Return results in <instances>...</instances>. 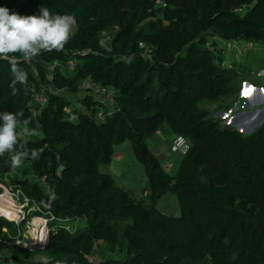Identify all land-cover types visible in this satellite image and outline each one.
I'll return each mask as SVG.
<instances>
[{
  "label": "trees",
  "instance_id": "obj_1",
  "mask_svg": "<svg viewBox=\"0 0 264 264\" xmlns=\"http://www.w3.org/2000/svg\"><path fill=\"white\" fill-rule=\"evenodd\" d=\"M123 1L24 0L14 11L26 16L44 6L53 14H72L77 27L61 51L43 52L27 63L14 54L28 72L27 86L17 85V95L8 86L10 64L0 58V112L22 110L31 117L30 127L40 133L26 138L27 147L37 155L25 160L48 181L45 186L40 178L12 180L22 200L27 197L36 207L19 225L0 215L4 259L11 256L20 264H264L263 230L252 208L264 204V123L245 134L195 108L201 97L235 93L251 72L246 61L232 59L226 67L223 55L214 60L202 32L264 45V0H164L166 24L151 18L154 0H127V8L118 11ZM109 26L117 29L107 49L99 33ZM186 46L195 55H176ZM74 51L73 70L58 64L49 71L42 62H65ZM84 78L115 90V108L103 120L96 116L98 101L91 94L82 96L91 112L69 109V93L81 92ZM33 81L49 85L48 101L38 113L30 104ZM164 122L190 139L184 156L194 164L191 172L171 173L150 147L148 138ZM127 138L152 192L171 188L178 193L179 215L137 198L100 169L111 162L115 143ZM210 156L217 170L203 178L201 167ZM11 169L6 153L0 157V174ZM31 214L49 217L43 247L17 241ZM79 217L87 223L72 230L71 222ZM117 240L126 243L125 255H99L104 242Z\"/></svg>",
  "mask_w": 264,
  "mask_h": 264
},
{
  "label": "rangeland",
  "instance_id": "obj_2",
  "mask_svg": "<svg viewBox=\"0 0 264 264\" xmlns=\"http://www.w3.org/2000/svg\"><path fill=\"white\" fill-rule=\"evenodd\" d=\"M163 1L164 0H154L153 5H151V18L155 20L159 19L166 24L167 20L165 19L163 9L161 7ZM146 2H150V0H137V3L145 4ZM127 4L128 1L124 0L117 6V10L122 11L126 9ZM69 15L73 16L72 14ZM116 29V26L104 28L99 33V39L110 36L107 44L112 46V35ZM75 30L76 28H74L73 32ZM206 31L207 29H204V32H202V34H207L208 36V42L205 43V48L210 50L211 53L214 52L212 54L214 56V60L216 61L217 59L215 55H223L225 57L222 61L223 66H232L229 64L230 61L232 59H236L238 61L248 62L251 67L250 69L254 70L256 73H258V71L260 72L261 68H264V45H252L251 42L245 39H223L217 34H209L206 33ZM189 32L190 31H188V33ZM196 41L197 39H193L192 42ZM176 51V55H195L194 52L189 50L188 46ZM197 57L203 58V55H197ZM57 59L58 58L53 61L44 59L42 62L49 71H52L54 67L58 65L57 63L59 59ZM208 62L209 61H207V64ZM203 64L207 66L206 63L203 62ZM61 66L64 68V64H61ZM66 69L69 70L68 68ZM250 74L251 72L246 77H251ZM243 81L241 83V88L235 93H225L213 99L201 97L195 102V108L203 110L208 116L218 119L219 123L223 126L236 127L245 134L255 131L261 124L264 123V87L255 89L252 84H244ZM262 85H264V83ZM48 86L49 85H46L45 87L48 88ZM234 87H236V83L234 84ZM70 96L72 99V105L69 109L79 106L81 110H89V112H91L92 108L88 109V106L82 103V96H79L77 93L71 94ZM96 116L101 120L105 118L101 112V108L97 109ZM39 133L40 132L38 130V134ZM175 135L176 134L171 131L168 124L164 122L148 138V142L153 151L161 159L165 168L173 174L181 175L183 173L191 172L194 168V164L187 156L182 155L180 152H174L171 150L170 145ZM188 140L190 141L189 138ZM100 169L102 171L110 172L117 185L127 188L137 198L146 202H153L160 209L170 214H180L181 209L179 205L178 193L176 191L170 188L158 195L152 192L148 176L145 171V166L136 156L131 139L127 138L123 142L115 143L111 162L101 163ZM216 170L217 169L214 167V159L211 157L209 158L208 163L201 167V177L206 178L209 173ZM39 178L40 177L33 171L32 163L29 160H24L19 168H13L9 172L0 174V197H2L0 199L4 200V202L10 203L11 205L20 202L21 199L19 200V197L21 196V189L15 188L12 184V180L23 179L33 183V181ZM13 191H16L19 196L12 194ZM0 206H3V204H0ZM252 208L255 212V219L261 226L264 235V204L253 206ZM10 213H12V215L15 214L13 211ZM36 219H39L40 221L38 222ZM28 220L22 231L27 230L28 223L33 224L30 227V232L31 237H33L34 240L36 238L35 235L40 230V226L45 222V218L44 216L31 214V217ZM86 223L87 221L84 217H79L71 222L70 228L72 230H76L78 227ZM34 241H37V239ZM126 250V243L124 242L118 240L116 242H104L99 250V255H125Z\"/></svg>",
  "mask_w": 264,
  "mask_h": 264
},
{
  "label": "clouds",
  "instance_id": "obj_3",
  "mask_svg": "<svg viewBox=\"0 0 264 264\" xmlns=\"http://www.w3.org/2000/svg\"><path fill=\"white\" fill-rule=\"evenodd\" d=\"M76 27L74 16L53 14L44 6L26 16L0 6V58L10 64L12 79L8 86L12 95L18 94L17 85L26 88L28 83V72L18 66L14 54L19 53L27 63L43 52L61 51ZM30 123L31 117H25L22 110L0 112V157L7 153L13 168H19L29 155H37L27 147L26 138L38 135Z\"/></svg>",
  "mask_w": 264,
  "mask_h": 264
},
{
  "label": "built area",
  "instance_id": "obj_4",
  "mask_svg": "<svg viewBox=\"0 0 264 264\" xmlns=\"http://www.w3.org/2000/svg\"><path fill=\"white\" fill-rule=\"evenodd\" d=\"M23 1L24 0H0V6H6L10 10L16 11L17 8L23 3ZM140 44H141V46H145V43L142 41L140 42ZM75 54H76V52L74 51L72 56L65 62L61 61L60 59L59 60L57 59L58 60L57 64H59V65L64 64V68H68L69 70H73L77 66V63H78V58ZM145 55L147 58H152V53L150 51H147ZM127 57L128 56H126V58ZM34 71H35L34 73L36 75H38L37 68H35ZM46 90H47V87L39 86L35 81H33L30 84V95H31L30 104H31L35 113L40 112L41 108L48 101V95H47ZM80 91L82 93L84 92L86 94H91L92 96L97 98L98 102L100 101L103 103V107H105V108L101 112L104 116H105L106 112L111 113L114 110V108H115V106H114L115 105V90L112 87L105 85L104 83H102L100 81L94 80L93 78H84L80 84ZM71 116L73 118H76L77 115H76V113H72ZM190 145H191V143L185 135L176 134L175 137L173 138L170 146H171L172 151L180 152L182 155H184L188 152ZM40 181L43 185H45V186L48 185V181L46 179V176L40 177ZM16 190H18V189H16ZM12 194H16L19 196V194L16 193V191L15 192L13 191ZM20 199H19L20 200L19 205L16 206V208H15L17 211L15 216L12 217V216L8 215L7 209L5 212L0 211V215H3L5 217H7L8 219L13 220L16 224H19L20 222H22L26 218L27 213L30 210H32L33 208H35L36 206H34V205L30 206L29 205V199L27 197H25L22 200V198L20 196ZM3 205L6 207H10V205H6V204H3ZM44 218H45V222L40 226V230H39V233L42 232L43 230L45 231V235H44L43 240L38 241L42 244V246H40V247H43L46 245L47 240H48L49 231H50L49 217L44 216ZM31 225H33V224H30V223L27 224V230L26 231H30ZM26 231H22V236L21 235L17 236L18 242L22 243L24 240H30L26 236ZM3 264H20V263L16 262L10 256V257H8V259H4Z\"/></svg>",
  "mask_w": 264,
  "mask_h": 264
},
{
  "label": "crops",
  "instance_id": "obj_5",
  "mask_svg": "<svg viewBox=\"0 0 264 264\" xmlns=\"http://www.w3.org/2000/svg\"><path fill=\"white\" fill-rule=\"evenodd\" d=\"M250 75H251V77H249V78L245 77L243 79L244 80L243 81L244 84L250 83V84L253 85V87L255 89H258L260 87H264V85H262L264 83V68H261L260 72L258 71V73H256L254 70L251 69V74ZM244 84H243V86H244ZM243 86H242V88H243ZM76 93L79 96H83L85 94L84 92L83 93L82 92H76ZM71 94H75V93H69V95H71ZM94 98L97 100L96 97H94ZM95 105L98 106V109L102 108L101 111H103V109L105 108V107H103V103L100 102V101L98 103H96ZM0 198H2V197H0ZM19 199H20V197H19ZM0 204H6V205L8 204V205H10V207H15L16 208V206L19 205V202L18 203H14L13 205H11L10 203L4 202V200L0 199ZM31 238L33 239V237H31ZM3 263H4L3 253L0 251V264H3Z\"/></svg>",
  "mask_w": 264,
  "mask_h": 264
},
{
  "label": "water",
  "instance_id": "obj_6",
  "mask_svg": "<svg viewBox=\"0 0 264 264\" xmlns=\"http://www.w3.org/2000/svg\"><path fill=\"white\" fill-rule=\"evenodd\" d=\"M110 39V36H106V37H103V38H101L100 39V44L103 46V47H105V48H107V49H110L111 48V46H109L108 44H107V41ZM26 236L30 239V237H31V232L30 231H26ZM23 244H25V245H35V246H42V244L40 243V242H33V241H31V240H24L23 242H22Z\"/></svg>",
  "mask_w": 264,
  "mask_h": 264
},
{
  "label": "bare ground",
  "instance_id": "obj_7",
  "mask_svg": "<svg viewBox=\"0 0 264 264\" xmlns=\"http://www.w3.org/2000/svg\"><path fill=\"white\" fill-rule=\"evenodd\" d=\"M0 207H3V208H0V211H2V212H5L6 211V209H7V213H8V215H10V216H15V214L17 213V211H16V209L15 208H12V207H6V206H0ZM15 213V214H13L12 215V213H10V212H12V211ZM40 219V218H39ZM39 219H36V220H38V222L40 221ZM35 235V234H34ZM44 235H45V231L43 230L42 232H38L35 236H36V238L35 239H37V241H34L32 238H30V240L31 241H33V242H38L39 240H43V238H44Z\"/></svg>",
  "mask_w": 264,
  "mask_h": 264
}]
</instances>
